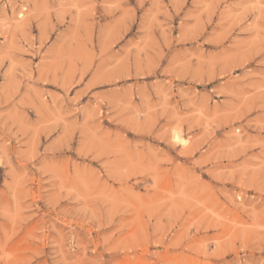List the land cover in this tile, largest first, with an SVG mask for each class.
I'll return each instance as SVG.
<instances>
[{"label":"rangeland","instance_id":"rangeland-1","mask_svg":"<svg viewBox=\"0 0 264 264\" xmlns=\"http://www.w3.org/2000/svg\"><path fill=\"white\" fill-rule=\"evenodd\" d=\"M0 264H264V0H0Z\"/></svg>","mask_w":264,"mask_h":264},{"label":"bare ground","instance_id":"bare-ground-1","mask_svg":"<svg viewBox=\"0 0 264 264\" xmlns=\"http://www.w3.org/2000/svg\"><path fill=\"white\" fill-rule=\"evenodd\" d=\"M175 139H176L178 142H181L182 144L186 143V140L182 139L178 134L175 136Z\"/></svg>","mask_w":264,"mask_h":264}]
</instances>
